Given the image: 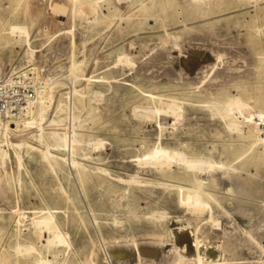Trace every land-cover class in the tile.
Segmentation results:
<instances>
[{"label": "rangeland", "instance_id": "rangeland-1", "mask_svg": "<svg viewBox=\"0 0 264 264\" xmlns=\"http://www.w3.org/2000/svg\"><path fill=\"white\" fill-rule=\"evenodd\" d=\"M261 25L264 0H0V82L37 68L46 114L78 124L64 161L42 158L32 120L0 132V264H196L194 242L173 244L176 219L204 254L217 251L214 264H264ZM159 100L182 116L134 114ZM171 150L222 167L193 172ZM46 208L66 241L49 249L31 223Z\"/></svg>", "mask_w": 264, "mask_h": 264}, {"label": "bare ground", "instance_id": "bare-ground-1", "mask_svg": "<svg viewBox=\"0 0 264 264\" xmlns=\"http://www.w3.org/2000/svg\"><path fill=\"white\" fill-rule=\"evenodd\" d=\"M74 2H76V0H73ZM210 0H208L209 2ZM213 1V0H212ZM201 2V1H200ZM142 3V2H141ZM84 5H87V6H90L89 9H91V11H94L95 9V5L94 3H88L86 1H81L79 2L78 6L79 7H83ZM141 6V5H140ZM207 6V4H206ZM80 8V10H81ZM264 26V25H263ZM263 26H256V29L257 31H259V33L261 32L263 35H264V29H263ZM24 29V30H23ZM7 31L10 35H16L18 36V34H22L24 33V35H26V31H25V28H22L21 26L19 25H9L7 27ZM164 31V30H163ZM254 33V32H253ZM165 34V33H164ZM22 36V35H21ZM18 41V40H16ZM128 45V44H127ZM25 50V49H24ZM30 52H33V50H29V53ZM209 54V53H208ZM219 58V57H218ZM122 60V58H121ZM216 60V59H215ZM251 60V59H250ZM123 61V60H122ZM124 62H125V59H124ZM71 63V62H70ZM1 66V65H0ZM114 66V65H113ZM215 66V64H214ZM248 66V65H247ZM71 68H69L70 70ZM115 69V68H114ZM214 69V68H213ZM4 70V69H3ZM149 70V69H148ZM147 70V71H148ZM153 70V69H152ZM158 71V70H157ZM210 71V70H209ZM214 71V70H213ZM242 71V70H241ZM247 71H250V70H247ZM226 72V71H225ZM245 72V71H244ZM3 73L2 71V68H0V76L1 74ZM228 73V72H227ZM233 73V72H232ZM239 73V72H238ZM242 73V72H241ZM148 74V73H147ZM201 74V73H200ZM210 74V73H209ZM222 74V73H221ZM224 74V73H223ZM235 74V73H234ZM252 74V73H251ZM69 75H70V72H69ZM240 75V74H239ZM19 77H26L29 78L34 84H37L36 85V90H35V96L34 98L29 102L25 112L20 116L18 117L15 121H12V122H5L3 120H0V132H3V133H10V132H15L17 130H20L21 128H25L28 126V122L29 120H32L35 124V127L36 129L34 130V134L30 135V137H32L33 139H35L38 143H40V145H42L43 147L40 149V152H41V155H42V158H44L45 160H50V159H55V158H60L62 159L63 161L65 160V157L63 158V156H61L58 151L59 150H63V148L65 149L66 147H71L72 145H74V143L77 141L76 139V136L78 135L77 132H76V128L78 126V124H76V117L73 115L72 113V118L70 119V121H72V125H71V129L67 130L64 126V117L60 116V115H47L46 112L51 104V100H52V92H51V87H49V84L48 83H43V77L41 76V74L39 73L38 69L35 68V67H30V68H26L24 71L20 72L18 74ZM207 76V75H206ZM237 76V75H236ZM134 77V76H133ZM229 77L231 78V75L229 74ZM192 78V77H191ZM208 78V76H207ZM220 78V76H219ZM224 78V77H223ZM153 79V78H152ZM203 79V78H202ZM212 79V78H211ZM210 79V80H211ZM205 81V80H204ZM202 81V82H204ZM226 81V80H225ZM72 82V81H71ZM210 82V81H209ZM212 82V81H211ZM223 82V81H222ZM195 83V82H194ZM197 83V82H196ZM227 83V82H226ZM208 84V82H207ZM211 84V83H210ZM75 91V90H73ZM97 93V92H96ZM165 93V92H164ZM102 94V93H101ZM98 96V95H96ZM101 96V95H99ZM149 97V96H148ZM95 98V97H94ZM154 98V96H153ZM62 95L60 94L59 97H58V100H57V104L59 106V108L61 110H63L64 108V104H62ZM70 99V98H69ZM74 99V98H72ZM72 102V105H74L73 107H76V102L75 101H71ZM69 102V103H71ZM152 102V101H151ZM141 106V105H139ZM142 107V106H141ZM134 107L133 108V112L135 115L139 116V118H144V120L148 119L150 117H153V115L155 114H158V113H167V115L169 116H173L175 119L182 116V107L181 105H179L178 103L176 102H173V101H163V100H159L158 101V104L157 105H153V106H146V107ZM69 109V108H68ZM67 115V114H66ZM245 115V114H244ZM70 117V115H69ZM148 122V121H147ZM151 122V121H150ZM70 123V122H69ZM210 123V122H209ZM252 123V122H250ZM152 124V123H151ZM180 124V123H179ZM197 124V123H196ZM183 125V124H181ZM204 125V124H203ZM213 125V124H212ZM228 125V124H227ZM184 126V125H183ZM191 126V125H190ZM164 127V126H163ZM194 127V126H193ZM68 128V127H67ZM204 128V127H203ZM230 129V126L228 127ZM183 132V131H182ZM189 132V131H188ZM209 132V131H208ZM221 133V131H220ZM171 135V134H170ZM261 136V135H260ZM98 139V138H97ZM97 139H94V140H97ZM24 139L21 140L22 143H18L17 145H22V144H26V145H30L29 143L27 142H23ZM101 141V139H100ZM99 141V142H100ZM95 142V141H94ZM102 142V141H101ZM80 143V142H79ZM96 145L98 144L97 142H95ZM94 143V144H95ZM263 143V141H262ZM264 144V143H263ZM95 145V146H96ZM99 145H101L99 143ZM103 145V144H102ZM31 147H33V145H30ZM98 146V145H97ZM101 147V146H100ZM68 148V149H69ZM264 148V147H263ZM257 150V149H256ZM68 151V150H67ZM69 153V152H68ZM237 154V153H236ZM13 155V154H12ZM16 155V154H15ZM170 157L173 158V160H175V162L177 164H183L186 169H189L190 171H193V172H197V173H206L208 172V170H210L211 168H215V167H222V165L220 163H217V162H213V161H210L209 159L207 158H204V157H189L187 156L186 154L184 153H181L179 151H173L171 150L170 153H169ZM3 157H4V154L3 152L1 153L0 152V161L3 160ZM18 157V156H17ZM243 157V156H242ZM19 159V158H18ZM13 160V159H12ZM18 161V160H17ZM136 161H140L139 159L136 160ZM68 163V162H67ZM70 163V162H69ZM72 164H75L74 161H71ZM145 165V164H144ZM67 166V165H66ZM153 166V165H152ZM229 169V168H228ZM233 169V168H232ZM225 170V169H224ZM230 171V170H229ZM118 179V178H117ZM206 178H202L200 177V175L198 177H196V181L198 183V189L202 186L204 180ZM214 180V179H213ZM189 186V185H187ZM190 187V186H189ZM203 188V187H202ZM195 191V190H193ZM205 191V190H204ZM125 192V191H124ZM199 193V192H198ZM208 195V194H207ZM1 194H0V199H1ZM147 202V201H146ZM145 202V203H146ZM56 211V210H55ZM55 211H51V209L49 208H46V210H44L41 215L37 218H34V220L31 222L33 225H35L36 227H39V230H46L44 231V233H47V234H44V240L46 242V249H49L50 247V244L53 241V239H55V242H58L60 243L59 241H61V244L64 243L66 241H64V239L62 238L61 240V233H60V237H59V232H57L58 230V225H57V222L55 220ZM64 213H65V210H64ZM18 215V214H17ZM20 216V215H18ZM160 216V215H159ZM164 217V215H161ZM159 218V217H158ZM21 220V219H20ZM177 221V222H176ZM176 221L171 224L170 226V230L169 233L172 235L173 237V244L176 246L175 248L178 249V246H182L183 244H179V241L181 239H186V241H184V243L186 242H194V244L196 245V261L198 264H214L215 261L217 260L216 257H217V251L212 248V247H209L208 249H206V253L204 254V248L202 247V244L201 243H198V240L196 239V236L194 235V237L192 238L191 240V237L189 238V236L186 235V232H182V231H177L178 228H182L183 229V226L185 225H182L183 223H178L180 222L179 220L176 219ZM117 223V222H116ZM72 224V223H71ZM62 227V226H61ZM60 228V227H59ZM73 229V228H72ZM181 229V230H182ZM188 229V228H187ZM187 229H183V230H186ZM61 230V228H60ZM59 230V231H60ZM176 230V231H175ZM62 232V231H60ZM188 234H189V231H187ZM39 235V234H38ZM63 235V234H62ZM191 235V234H190ZM40 237H42V234H40ZM40 241V240H39ZM54 242V244H55ZM181 243V242H180ZM183 243V242H182ZM185 243V244H186ZM190 243V244H191ZM53 244V243H52ZM68 244V243H67ZM66 244V245H67ZM184 244V246H185ZM193 244V245H194ZM31 245V244H30ZM110 245V244H109ZM183 246V247H184ZM20 247V246H19ZM32 247V245H31ZM113 247V246H112ZM186 247V246H185ZM52 248V247H51ZM107 248V247H106ZM109 248V247H108ZM181 248V247H180ZM207 248V247H206ZM16 249V248H14ZM26 249V247H25ZM30 247L28 246L27 248V252H29L30 250ZM34 249V247H33ZM59 249V248H58ZM102 249V248H101ZM190 249V248H189ZM192 249V248H191ZM194 249V247H193ZM18 250V249H17ZM52 250V249H51ZM105 250V249H104ZM102 250V251H104ZM187 250V249H186ZM15 251V250H14ZM19 251V250H18ZM24 252H26V250H23ZM22 251V252H23ZM47 251V250H46ZM62 251V250H61ZM60 251V252H61ZM108 251H110V249H108ZM184 251V250H183ZM191 251V250H190ZM201 251V252H200ZM99 252V251H98ZM97 252V253H98ZM111 252V251H110ZM182 252V250H181ZM195 252V251H194ZM17 253V252H16ZM21 253V251H20ZM50 253V252H49ZM105 253V252H104ZM109 253V252H108ZM203 253V254H202ZM113 254V253H111ZM202 254V255H201ZM100 256L102 254H99ZM58 256V251H56L55 249L53 251H51V258L52 259H55L57 258ZM98 256L97 259L100 257ZM106 256L103 258V260H106ZM181 256V255H180ZM60 257V256H59ZM58 257V258H59ZM108 258V257H107ZM182 258V257H181ZM191 258V257H190ZM194 259V258H192ZM191 259V260H192ZM99 260H101L100 258L98 259V262ZM102 260V261H103ZM100 261V262H102ZM184 262V260H182ZM188 261V260H187ZM46 263V259L43 258V257H40V259L38 258L37 261H35L34 263L35 264H42V263ZM85 262V261H84ZM181 262V261H180ZM178 262V263H180ZM97 263V262H96ZM196 263V262H195ZM196 263V264H197ZM47 264V263H46ZM49 264V263H48ZM103 264V262H102ZM106 264V263H105ZM181 264V263H180ZM186 264V263H185Z\"/></svg>", "mask_w": 264, "mask_h": 264}, {"label": "built area", "instance_id": "built-area-1", "mask_svg": "<svg viewBox=\"0 0 264 264\" xmlns=\"http://www.w3.org/2000/svg\"><path fill=\"white\" fill-rule=\"evenodd\" d=\"M36 85L18 74L0 82V120L12 122L20 117L34 98Z\"/></svg>", "mask_w": 264, "mask_h": 264}]
</instances>
